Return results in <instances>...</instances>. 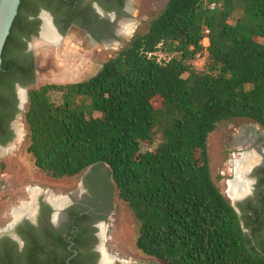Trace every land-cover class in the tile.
<instances>
[{"label":"trees","instance_id":"obj_1","mask_svg":"<svg viewBox=\"0 0 264 264\" xmlns=\"http://www.w3.org/2000/svg\"><path fill=\"white\" fill-rule=\"evenodd\" d=\"M17 16L2 50L1 107ZM242 117L264 127V0H167L94 74L29 88L26 150L55 179L108 165L147 256L264 264V249L210 167L209 134ZM30 259L0 254L4 264Z\"/></svg>","mask_w":264,"mask_h":264},{"label":"flooded vegetation","instance_id":"obj_2","mask_svg":"<svg viewBox=\"0 0 264 264\" xmlns=\"http://www.w3.org/2000/svg\"><path fill=\"white\" fill-rule=\"evenodd\" d=\"M17 13L6 55L13 69L6 72L7 83L1 90L7 101L0 106V160L19 140L17 120L37 78L38 43L61 46L72 34V43L114 48L129 41L139 26L131 0H21ZM46 24L55 32L54 41L43 37ZM249 120L230 135L224 155L235 159L245 151L256 154L247 173L251 188L236 198L228 195L246 232L253 230L257 247L264 249V127ZM232 161L227 188L234 178ZM50 194L38 190L33 208L21 214L13 227H9L12 219L0 228V254L7 252L22 263L31 255L29 264H104L107 252L113 256L107 264H149L109 252V226L117 207L114 182L104 164L92 165L81 183L57 196L64 197L61 204Z\"/></svg>","mask_w":264,"mask_h":264},{"label":"rangeland","instance_id":"obj_3","mask_svg":"<svg viewBox=\"0 0 264 264\" xmlns=\"http://www.w3.org/2000/svg\"><path fill=\"white\" fill-rule=\"evenodd\" d=\"M131 1L134 13L139 19L137 30L140 31L146 30L149 19L161 10L167 2V0ZM131 30L129 29L130 32ZM69 37L63 45L57 47L46 42L38 43L36 51L39 66L34 85L48 82L62 83L87 78L94 74L103 61L122 46L115 45L114 48L108 49L97 46L95 48L80 42L72 43L73 39L71 38L74 36L71 34ZM208 43L209 40L207 39L206 44ZM202 63L203 58L197 62V65L200 66ZM249 121V118L243 117L229 119L220 123L208 137L212 174L222 192L229 199L225 180L230 174L231 161L233 160L235 167V160L242 156L240 154L233 159L231 154L224 155V148L233 131L241 130ZM17 126L20 133L18 143L0 160V228L16 217L17 210L28 209L27 211H30L33 208L35 194L38 190L41 192L49 191L51 199L62 198L57 196H60L67 188L81 183L83 174L89 169H85L78 175L61 179L46 176L36 168L31 154L26 150L27 130L24 113L21 118H18ZM104 169L110 172V168L106 164H104ZM115 199L117 208L109 226V239L107 240L109 252L119 257L137 259L149 264H164L159 259L145 255L137 248L135 238L138 234L139 223L124 202L117 197V194ZM108 257L113 258L110 254Z\"/></svg>","mask_w":264,"mask_h":264},{"label":"bare ground","instance_id":"obj_4","mask_svg":"<svg viewBox=\"0 0 264 264\" xmlns=\"http://www.w3.org/2000/svg\"><path fill=\"white\" fill-rule=\"evenodd\" d=\"M44 27L45 28L43 30V37L46 40L54 41L57 37L53 29H51V27H49V25L47 24ZM242 155L243 156L241 158L235 160L234 178L229 180L228 182V192L229 195H231L233 198L241 196L242 194L249 191L251 188V180L248 179L247 173L251 168V166L256 161V154L253 153L252 151H245L242 153ZM52 200L58 204H61L63 202L62 198H53ZM24 212H26V210H22V211L17 210L16 216H20ZM105 255L106 256L104 257V264H107L109 263V258H108L109 254L105 252Z\"/></svg>","mask_w":264,"mask_h":264},{"label":"water","instance_id":"obj_5","mask_svg":"<svg viewBox=\"0 0 264 264\" xmlns=\"http://www.w3.org/2000/svg\"><path fill=\"white\" fill-rule=\"evenodd\" d=\"M20 1L21 0H0V66L2 64V50L6 38L10 33V28L12 26L13 20L18 12ZM91 166H89L88 168H90ZM20 217L21 215L14 217L10 222L9 227H13L15 223L20 219ZM0 264L4 263L0 262Z\"/></svg>","mask_w":264,"mask_h":264},{"label":"built area","instance_id":"obj_6","mask_svg":"<svg viewBox=\"0 0 264 264\" xmlns=\"http://www.w3.org/2000/svg\"><path fill=\"white\" fill-rule=\"evenodd\" d=\"M206 32H208V30H206ZM207 39H208L207 36H205L204 39H203V43H204L205 46L207 45V44H206V40H207ZM203 61H204V58H203Z\"/></svg>","mask_w":264,"mask_h":264}]
</instances>
